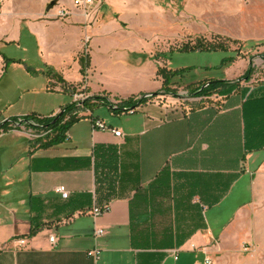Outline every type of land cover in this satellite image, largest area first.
<instances>
[{"label":"crops","instance_id":"obj_1","mask_svg":"<svg viewBox=\"0 0 264 264\" xmlns=\"http://www.w3.org/2000/svg\"><path fill=\"white\" fill-rule=\"evenodd\" d=\"M154 1L98 0L85 12L73 0H6L0 41L22 47L10 64L37 76L46 94L68 97L49 113L31 112L54 115L79 91L118 101L160 90L162 61L153 51L167 35L158 31L173 21L158 17ZM199 4L208 19L219 17L223 4L232 9L222 28L211 25L214 32L245 46L262 38V2L224 0L209 13ZM58 8L68 14L57 17ZM242 59L237 71L193 82L236 80L246 69ZM5 67L0 61V72ZM255 85L242 78L227 95L159 94L133 112L99 105L112 117L80 111L67 139L52 146L39 145L43 133L25 123L0 131V264H166L191 252L201 263L216 251L256 245L264 144L248 150V88ZM91 116L122 135L92 129ZM240 196L222 223L223 202ZM105 204L106 211L91 213ZM95 227L104 233L96 235ZM92 249L96 258L87 254Z\"/></svg>","mask_w":264,"mask_h":264},{"label":"rangeland","instance_id":"obj_2","mask_svg":"<svg viewBox=\"0 0 264 264\" xmlns=\"http://www.w3.org/2000/svg\"><path fill=\"white\" fill-rule=\"evenodd\" d=\"M200 1L203 8L208 10L214 4L224 0L154 1L157 10L162 12L158 14V17L164 18L166 15L168 18L170 16L173 21L172 27L158 31L159 34L167 35L156 42L153 51L155 57L162 61V66H165L168 70L173 72L182 70V73L174 72L172 80L181 84L190 83L206 75L219 76L226 68H229L231 72L237 71L244 65L242 58L246 61V69L250 63L253 67L248 83L256 84L264 80V60L261 57L264 44H256L252 47L245 46L240 49L237 48V44L229 42L226 50L179 49L183 44L189 41L193 42L198 36L211 39L214 34H218L210 28L214 23L215 26L221 28L228 23L227 15L229 11H232L231 8L223 4L219 17L212 19L213 16L210 15V19H208L207 14H201L202 12L199 10L201 9ZM248 1H260L264 4V0ZM224 8H227L226 12H224ZM209 12L210 10H208ZM260 12L264 13V9ZM127 22L134 23L132 19ZM261 29L263 32L259 35L262 38L257 41H264V27ZM219 35L228 37L224 34ZM21 50V45L17 43L0 41V55L7 64V67L0 72V123L7 120L8 116L15 114H27L31 111H39L43 114L49 113L52 109L58 108L60 104L68 101V97L61 92L46 94L41 91L40 80L37 76L27 72L21 66L10 64L11 61H17L21 58ZM31 51H33V47ZM247 59L249 61L248 65ZM223 60L225 61L222 64ZM246 69L244 68L243 73ZM179 86L176 89L177 96H190L187 91L181 92L183 88ZM93 111L95 115L107 119L112 117L105 106H97ZM243 198V196H240L236 200L229 201L228 199L223 202L220 219L222 223L228 220L233 206ZM261 206L259 217L261 233L258 235V243L249 249L248 244H244L239 249L216 251L213 256L216 264H264V202L261 203ZM207 216H209V213ZM200 261L201 255L198 252H191L182 253L179 262L169 260L166 264H201Z\"/></svg>","mask_w":264,"mask_h":264},{"label":"trees","instance_id":"obj_3","mask_svg":"<svg viewBox=\"0 0 264 264\" xmlns=\"http://www.w3.org/2000/svg\"><path fill=\"white\" fill-rule=\"evenodd\" d=\"M237 44V48L245 47L244 43L230 37L214 34L211 39L196 37L193 42L189 41L183 44L181 50H226L228 43ZM256 44H264V41H250L248 46ZM264 60V51L261 54ZM231 59V57H230ZM82 66L84 60L81 58ZM225 60L222 61V64ZM253 71L251 63L247 69L236 80L212 79L209 81L191 82L186 84L185 88L190 96H210L212 94H229L237 85L239 80L245 78L249 81ZM175 73L180 71H174ZM172 70H168L165 66H160L157 69V74L162 78V86L160 90L151 93H141L132 95L118 101H109L107 94H98L86 96L81 102H70L64 105L57 113L49 116H42L35 112L28 113L22 117L12 116L0 123V131H6L18 124H28L30 128L37 133H43L42 136L36 139L41 146H52L56 143L67 139V131L70 126L78 121L81 116L80 111H93L99 105L107 106L112 112H133L137 106L145 103L147 100L159 94L177 96L176 89L180 85L177 81L172 80L174 76ZM98 117L91 116V122ZM264 144V80L256 83L251 89L248 88V150L260 148Z\"/></svg>","mask_w":264,"mask_h":264},{"label":"built area","instance_id":"obj_4","mask_svg":"<svg viewBox=\"0 0 264 264\" xmlns=\"http://www.w3.org/2000/svg\"><path fill=\"white\" fill-rule=\"evenodd\" d=\"M6 0H0V14H1V9H2V6L4 4ZM98 0H73V3L75 6H78V7H81L85 12L88 11V9ZM68 14V11L65 9V8H58L57 9V12H56V16L57 17H65L66 15ZM88 41V36L85 35L84 39H83V42L84 43H87ZM0 61L2 62L3 61V58L1 57L0 55ZM72 97H73V102H81L83 101V99L86 98V95L84 92L82 91H79V92H74L72 94ZM92 124V129H98V130H102V131H111L115 136L119 137L122 135V132L119 130V129H116V128H113L109 125H107L102 119L100 118H97L95 119L94 121L91 122ZM55 191L60 193L62 197H67L68 196V192L62 187V186H57L55 188ZM108 209V205L105 204L103 205L102 207H93L91 209V213L93 215H99L101 214L102 212L106 211ZM94 233L96 235H101L104 233V230L100 227H95L94 229ZM49 240L50 242L53 244L55 242V236L54 235H51L49 237ZM19 244H24L25 243V239L21 238L18 240ZM98 249H92L90 251H88V255L90 256H93L94 258L97 257V254H98ZM201 264H216L215 260L210 257V256H207L205 255L202 259V262Z\"/></svg>","mask_w":264,"mask_h":264}]
</instances>
